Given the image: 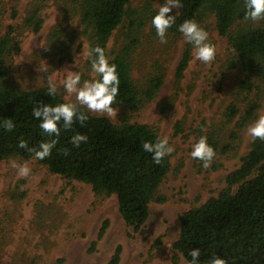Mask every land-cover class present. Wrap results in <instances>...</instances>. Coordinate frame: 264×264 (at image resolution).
Segmentation results:
<instances>
[{
  "label": "trees",
  "instance_id": "1",
  "mask_svg": "<svg viewBox=\"0 0 264 264\" xmlns=\"http://www.w3.org/2000/svg\"><path fill=\"white\" fill-rule=\"evenodd\" d=\"M48 1L36 0L32 4L24 19L26 28L34 32L42 29L44 21L41 10ZM3 2L0 0V33ZM54 2L62 8L65 19L79 17L90 48H104L108 58V44L115 31L125 24L123 45L109 59L111 64L117 66L120 78L114 107L122 105L126 112H138L158 97L166 73L160 62L153 66L144 83L132 76L133 57L142 45L148 23L152 24L153 17L158 14L151 8V3L131 8L130 0ZM180 2L182 7L177 9L176 23L168 30L171 37L177 40L183 35L178 28L185 20H195L203 27L212 19L219 36L227 40L232 50L226 62L227 70L238 69L243 76L238 84L236 99L224 110L222 123L211 126L207 133L204 125H200L196 131L199 137H207L216 156H225L237 147L241 133L255 118L256 104L252 100L247 104L245 102L253 92H260L264 84V21L245 19L244 0ZM12 12L13 17H16L17 12ZM13 33V28H10L5 35L0 36V123L11 118L16 125L12 131L0 127V163L13 157L35 159L33 153L18 147L21 139L29 147L37 149L40 143L56 139L52 154L45 160L36 159L38 163L46 166L52 174L90 185L98 198L115 195L122 220L134 231H140L150 217V204L167 201L159 193V188L172 170L171 155L157 165L152 154L142 148L143 142H155L161 137L158 129L147 124L130 123L128 116L122 123L116 124L106 116L94 115L81 108L89 117L83 126L77 121L68 131L62 128L58 137H49L40 129V121L33 116V108L42 104L55 106L68 102L60 92L55 97L48 95V86L25 90L10 83L8 58L18 48ZM61 33L56 31L51 39L60 43ZM151 33L158 37L153 25ZM72 45L73 40L62 47L57 44L58 54L67 58ZM192 50L193 46L186 42L176 69L177 85L189 66ZM87 66L91 69L90 58ZM174 102V98H170L163 104L162 116L168 114ZM235 120L234 129L229 136H225L228 126ZM182 132L183 123L177 122L175 133L178 135ZM77 133L88 137V141L79 147L71 143L72 136ZM196 163L200 171L205 169L201 161L196 159ZM219 167L220 164L213 160L210 169ZM225 183L226 187L216 197L202 205L193 206L179 217L180 233L173 245L175 262L183 258L190 264V251L199 249L200 264H209L213 256L225 259L227 264H264V141H252L241 165L226 176ZM107 227L108 223H105L100 238L106 233ZM121 253L122 248L119 246L110 264H119Z\"/></svg>",
  "mask_w": 264,
  "mask_h": 264
},
{
  "label": "rangeland",
  "instance_id": "2",
  "mask_svg": "<svg viewBox=\"0 0 264 264\" xmlns=\"http://www.w3.org/2000/svg\"><path fill=\"white\" fill-rule=\"evenodd\" d=\"M35 1L4 0L2 5L0 36L13 28L14 43L18 46L8 58L10 83L25 90L38 89L48 86L51 75L66 102L75 103V95H69L62 83L69 72H78L82 82L99 79L87 66L89 58L82 55L84 47L90 49L84 27L79 17L65 19L62 8L50 0L41 10L42 29L34 32L26 28L24 19ZM147 2L158 13L166 0H130V7H142ZM169 15H177V9L173 7ZM124 25L115 31L108 44L109 59L123 45ZM151 26L149 22L142 45L133 57L132 76L144 83L153 66L160 62L166 69L161 91L141 111L126 112L122 105H117L113 106L118 108L117 115L106 117L116 124L128 116L130 123L154 126L161 137H168L174 145L172 170L159 188L167 201L151 203L146 225L136 232L122 220L115 195L98 198L90 185L52 174L36 159L9 158L0 163V264H110L119 246L122 248L119 264H189L183 258L175 262L173 245L180 233L179 217L193 206L216 197L226 187V176L241 165L253 141L247 135V127L264 114V84L260 92H253L245 102L252 100L256 104V114L241 133L237 147L214 158L221 167L200 171L196 159L190 156L193 144L200 138L196 131L204 125L207 133L211 126L222 123L224 110L236 99L243 76L238 69L227 70L232 50L210 19L202 28L217 48L216 59L206 65L195 59L193 48L189 66L177 85L176 69L186 41L183 35L176 40L168 32L167 43L161 44L159 37L151 33ZM56 31L62 32L60 43L51 39ZM71 40L69 56L62 58L58 47ZM45 67L47 71H42ZM170 98L175 102L164 117L162 107ZM236 121L228 126L225 136H229ZM177 122L183 123V132L178 135ZM12 159L27 162L31 175L18 176L17 170L10 166ZM105 223L108 227L100 238Z\"/></svg>",
  "mask_w": 264,
  "mask_h": 264
},
{
  "label": "clouds",
  "instance_id": "3",
  "mask_svg": "<svg viewBox=\"0 0 264 264\" xmlns=\"http://www.w3.org/2000/svg\"><path fill=\"white\" fill-rule=\"evenodd\" d=\"M246 9L245 19L253 22L264 21V0H244ZM173 7L179 9L182 7L180 0H166L152 19V25L156 30L161 44L167 43L168 30L175 25L176 15H169ZM178 31L183 34L185 41L194 48L196 60L211 65L216 59L217 48L209 41V33L202 28L195 20H185L179 25ZM82 55L90 58L91 70L93 76H99V79L81 81V75L78 72L70 71L66 79L62 81L65 91L69 95H75V103H60L55 106L51 104H42L33 108V116L40 121V129L49 137H58L63 128L64 131L70 130L73 125L79 121L83 126L89 119L88 115L81 111L86 108L88 112L96 113L102 116L112 117L117 115L118 108H114L116 98L119 94L120 78L117 72V66L109 62L104 48L96 46L94 48H85ZM47 71L46 67L41 69ZM47 94L55 97L58 94L57 84L53 76H48ZM6 131H12L16 125L11 119H4L0 123ZM247 135L253 140L264 141V114L259 115L258 119L247 127ZM88 141L84 134L77 133L72 136L71 143L79 147L82 143ZM57 140L50 139L42 142L39 148L29 147L28 143L21 139L18 147L26 149L34 154L37 160H45L52 154L56 147ZM142 148L146 153L152 154L153 161L159 165L170 156L174 151V145L170 144L168 137H158L155 142H143ZM190 156L202 162L203 168L211 166L216 152L207 142L206 136H201L193 144ZM10 166L17 170L20 177L28 178L31 175V168L27 162L19 163L16 160H10ZM192 257L190 264H200L201 252L199 249H192L189 253ZM209 264H227V261L219 256L210 258Z\"/></svg>",
  "mask_w": 264,
  "mask_h": 264
}]
</instances>
